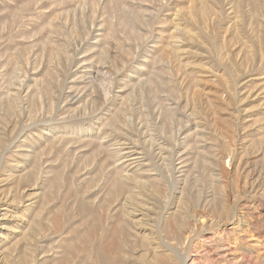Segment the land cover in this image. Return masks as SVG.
<instances>
[{"label":"rangeland","instance_id":"1","mask_svg":"<svg viewBox=\"0 0 264 264\" xmlns=\"http://www.w3.org/2000/svg\"><path fill=\"white\" fill-rule=\"evenodd\" d=\"M189 2L0 0V250L22 255L32 241L53 264L63 239L105 236L113 252L123 165L108 133L125 125L142 153L125 170L148 180L154 207L143 213L172 241L185 218L179 264H264V0ZM178 15L192 40L176 33ZM143 133L178 140L167 164ZM240 161L262 171L257 189L241 190ZM144 225L127 227L131 241Z\"/></svg>","mask_w":264,"mask_h":264},{"label":"bare ground","instance_id":"2","mask_svg":"<svg viewBox=\"0 0 264 264\" xmlns=\"http://www.w3.org/2000/svg\"><path fill=\"white\" fill-rule=\"evenodd\" d=\"M189 1H190L189 3L192 4L191 5L192 7L196 5V2H198V0H189ZM231 3H232V1H231ZM199 6H200V4H199ZM189 8H191V7H189ZM231 8H233V5ZM182 18L183 17H180V16H179V18H176V19H178V20H176V23H175L176 33L181 32V34L186 35L187 38H190V40H192V38H193L192 36L194 35V33H191L190 29L189 30L186 29V27L188 25L185 21H182V20H184V18L183 19ZM180 24L181 25L186 24L185 27H182V29H181L182 31H179L180 30ZM178 36H180V35H178ZM178 38H180V37H178ZM187 38H185V40H188ZM251 58H252V60H254V58H255L254 54L252 55ZM159 115L162 117L161 114H159ZM124 126L125 125H121V127H120L121 129L119 127H113L112 130L110 131V133H108L109 137L112 136V139L114 140V142L112 140L113 145L119 144L118 145L119 148H117L115 150V152H112L111 154H109V158L114 157L115 161L121 160L122 162L120 164L123 165L120 170L118 169V167H116V170H114L115 172L113 174L114 180L112 183L113 184L112 188L114 189L113 192L115 194H117V196H115V198L117 199L119 196L124 195L123 196L124 205H122L123 206L122 213H123L124 218H125V219L124 218L119 219L118 220V226L117 225L115 226L116 229H118L116 231H118V233L121 234V236L119 237L116 234H113L111 236L109 235L111 237L110 240H108V241H110L109 246L112 247L113 252L107 253V251H105L104 247L108 246V245H106V241L103 240L105 238V236L103 239H96V238L95 239H91V238L88 239L87 237H80V239L75 238L76 240L72 237V239H68V241H66V239L64 241V239H63V243H66L62 248L63 250L59 249L58 248L59 246L58 247L56 246L58 248V250H61V251H58V250L53 251V254H52L53 255L52 256V261H53L52 263L53 264H90L88 260L92 256V254H96L98 261H99V264H179L180 256H179L178 251L180 250L179 246L182 245L181 239L183 236H185V234H187V235H186V237H184V239L185 238L187 239L189 237L188 235L190 234L188 232L189 230L186 226L185 218L183 217L181 220H178L177 217H175V216H174L175 218L173 217L175 219L174 223L176 224V225L173 224L174 229L176 228V232H179L178 236H175L174 237L175 239H173V241L171 239H167L166 237H164L162 235L160 236V234H157L158 227H159V225L161 226V224H160V222L156 221L158 219L153 218V215H149L147 213V212H150V210L151 211L154 210V207H153V205H152V207H149V206L146 207L147 202H145V201H149V197L147 195V185H146L148 180L145 178L144 179L143 178H137L135 176L132 177L131 175L127 174L128 170H125V169H128L130 165H132L134 163L137 164V161L140 160L138 154H142V153L137 151L138 149L135 145H132V143L135 144V142L132 141L133 139L130 138V141L128 142V137H125V135H124L127 133L122 132V130H125ZM126 126H127V129L132 128L129 126L128 123L126 124ZM143 134H144L145 139L144 140L141 139V140H143L144 143H147V144H145L148 146V148H147L148 153L147 154H149V155L151 154L153 157V160L155 162H158L163 166L165 164H167L166 160H168L172 157V155L175 151L174 144H175V146H177L178 140L177 139L168 140V138L165 135H163L162 133L159 135L158 134H148L147 135L145 133H143ZM104 135H105V133H104ZM127 135H129V134H127ZM169 139H170V137H169ZM102 141H104V140H102ZM108 141H110V140H108ZM219 153H220V151H219ZM143 154H145V153H143ZM220 154L222 155V153H220ZM220 154H219V157H220ZM240 157H241V155H240ZM207 163H208V161H207ZM168 164H170V162H168ZM204 164H205V162H204ZM209 164H212V161ZM116 166H118V164H116ZM208 167L210 168V166H208ZM123 168H124V170H122ZM211 168H212V166H211ZM247 168L248 167L245 166V162L240 161L239 163H237L236 169H237L239 177L241 176L240 178H242L241 182H243L242 184L240 183V186H241L240 188H241V190L247 189V188L257 189L258 179L261 176L262 171H258V169L256 170V169H247ZM165 169H166V166H165ZM115 173L120 178H118V176ZM54 179H56V175H55ZM238 181L240 182V180H238ZM54 182H55V180H54ZM143 201L146 203V205L144 204ZM154 203H156V202H154ZM141 204H143V205H141ZM213 205H215V204H213ZM141 206L144 207L145 210L147 209V212L145 211L146 212L145 214L143 213L144 209H142ZM221 206H223V205L221 204ZM101 207L103 209H105L107 206L106 205H100V207L98 206V208H101ZM225 208L228 209V207H226V206H225ZM108 209L109 208H107V210ZM93 210H95L97 213V208H95V206H94ZM222 210H224V208ZM101 211H102V209H101ZM137 212H139L140 213L139 215H142V216L147 215L148 221H145L144 220L145 218L143 219V217L141 218L140 216H139L140 218H137L138 216L135 217V215H138ZM259 212H260V215H264L263 212H261V210ZM6 214H7L6 212L2 213L3 216H5ZM65 214H66V212H65ZM6 216H8V215H6ZM131 216H134V220L131 218ZM20 217L22 218V216H20ZM16 218H18V217H16ZM197 218H198V216L195 219L197 220ZM198 220H199V222H203L202 219H198ZM184 221H185V223H184ZM144 224L145 225H151L153 227V229L150 228L149 229L150 232H148L146 234H139V233L137 234L136 233L137 237L135 238V240L131 241L128 237V234H127V227L135 229V227L142 226ZM169 225H171V223H169ZM4 226H6V225H4ZM112 233H115V230ZM130 235L131 234H129V236ZM122 236H124V237H122ZM133 236H135V235H133ZM32 239L37 240L38 238H32ZM51 241H52V239H51ZM184 241H186V240H184ZM31 244L35 245V243L34 242L32 243V241H31ZM31 244L29 242H27L26 246H27L28 250L26 252L23 251L24 253L22 255H21V253L19 255L16 253V256H15L12 252L6 253L4 250H0V264H23L24 262H25L24 264H42V263H45V258L43 261H41V263H39V261L36 260V257L34 255L36 252V249H35V247H32ZM38 245L40 246L39 242H38ZM41 246H43V250H41L42 247H39V250H41V252H43L45 245H41ZM131 247H133L134 250L140 248L139 250H141V252H142V254L139 257L135 258V261H133V260L130 261L131 258L127 257V259H126V256H125V252H128V250ZM54 248H55V246H54ZM51 250H53V249H51ZM29 252H32L33 254L29 253ZM28 254H30V255H28ZM38 256H37V259H38ZM18 261H19V263H18Z\"/></svg>","mask_w":264,"mask_h":264}]
</instances>
